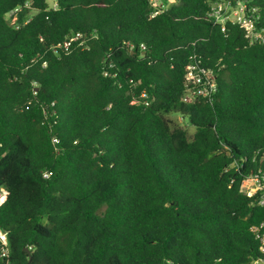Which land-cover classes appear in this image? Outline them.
Listing matches in <instances>:
<instances>
[{"label": "trees", "instance_id": "1", "mask_svg": "<svg viewBox=\"0 0 264 264\" xmlns=\"http://www.w3.org/2000/svg\"><path fill=\"white\" fill-rule=\"evenodd\" d=\"M214 1L162 0L152 17L150 0H0V229L13 264L264 258L252 230L264 223V45L222 31ZM20 6L15 29L5 14ZM251 6L264 22V0ZM73 33L88 47L53 48ZM191 63L214 71L211 98L183 99ZM251 179L261 188L243 190Z\"/></svg>", "mask_w": 264, "mask_h": 264}, {"label": "built area", "instance_id": "2", "mask_svg": "<svg viewBox=\"0 0 264 264\" xmlns=\"http://www.w3.org/2000/svg\"><path fill=\"white\" fill-rule=\"evenodd\" d=\"M173 2V0H168ZM252 0H216L211 3L209 10V17H211L214 23L219 24L222 31H225L227 24H235L242 27L245 32V36L250 44L264 45V22L261 21V15L258 13L257 7L251 6ZM154 11L152 17H156L163 11L165 5L162 0H150ZM32 3L27 1L24 7L31 8ZM23 10V7H17L10 10L5 14V18L8 23L15 29L20 28L19 14ZM86 34L73 33L68 36L63 42L53 46L54 49L70 50L74 45L78 47L87 48L88 45L85 42ZM144 48V45H141ZM46 65V62H44ZM186 87L183 99L185 101L193 100L199 97L211 98L217 91V84L215 81V74L211 68H204L193 63L186 66ZM143 97H146L145 93H142ZM52 176V172H44V178L48 179ZM264 181V176H263ZM256 183V187L251 188L249 184ZM261 188V183L258 179H251L244 183L242 187L245 191H255ZM7 197V191L4 188H0V203ZM260 205H264V195L259 201ZM255 232L256 238L261 242L260 250L264 254V223L260 226L252 227ZM9 238L8 234L0 229V259L3 260V264H13L9 259ZM250 264H264V258H257L252 260Z\"/></svg>", "mask_w": 264, "mask_h": 264}, {"label": "rangeland", "instance_id": "3", "mask_svg": "<svg viewBox=\"0 0 264 264\" xmlns=\"http://www.w3.org/2000/svg\"><path fill=\"white\" fill-rule=\"evenodd\" d=\"M50 7H54L56 6V0H47ZM164 4V2H162ZM168 3H171V2H167V5ZM170 118L173 120V122L178 125V126H181L185 129H187L188 133H189V136L192 137V135H194L195 131H196V128L190 124L189 120L187 118H184V117H181V116H178V115H171ZM250 186H253L251 188H254L256 187V183H252V184H249Z\"/></svg>", "mask_w": 264, "mask_h": 264}, {"label": "water", "instance_id": "4", "mask_svg": "<svg viewBox=\"0 0 264 264\" xmlns=\"http://www.w3.org/2000/svg\"><path fill=\"white\" fill-rule=\"evenodd\" d=\"M26 251L28 252V249H26Z\"/></svg>", "mask_w": 264, "mask_h": 264}]
</instances>
